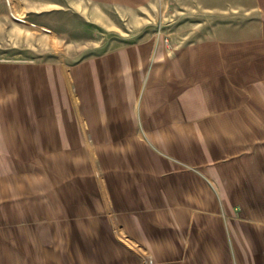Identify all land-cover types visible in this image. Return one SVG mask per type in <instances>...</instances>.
Segmentation results:
<instances>
[{"label": "crops", "instance_id": "obj_1", "mask_svg": "<svg viewBox=\"0 0 264 264\" xmlns=\"http://www.w3.org/2000/svg\"><path fill=\"white\" fill-rule=\"evenodd\" d=\"M190 4L164 42L0 61V264H264V0Z\"/></svg>", "mask_w": 264, "mask_h": 264}, {"label": "rangeland", "instance_id": "obj_2", "mask_svg": "<svg viewBox=\"0 0 264 264\" xmlns=\"http://www.w3.org/2000/svg\"><path fill=\"white\" fill-rule=\"evenodd\" d=\"M166 1L162 9L159 0H152L151 8L130 11L95 9L94 0H0V61L75 62L83 55L137 43L148 36L152 41L170 40L187 28L174 25L175 17L190 14V10L184 14L178 6L191 4L190 0ZM159 17L168 20L160 25ZM7 252L10 258L11 251ZM130 252L135 264H145L140 256L143 251L134 247ZM44 253L43 261L37 258L39 264L57 258L50 250ZM146 260L155 264L149 254Z\"/></svg>", "mask_w": 264, "mask_h": 264}, {"label": "bare ground", "instance_id": "obj_3", "mask_svg": "<svg viewBox=\"0 0 264 264\" xmlns=\"http://www.w3.org/2000/svg\"><path fill=\"white\" fill-rule=\"evenodd\" d=\"M9 1V0H8ZM12 11V10H11ZM13 12V11H12Z\"/></svg>", "mask_w": 264, "mask_h": 264}]
</instances>
